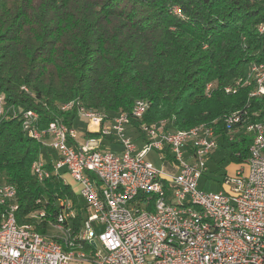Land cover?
Returning <instances> with one entry per match:
<instances>
[{
    "label": "trees",
    "instance_id": "16d2710c",
    "mask_svg": "<svg viewBox=\"0 0 264 264\" xmlns=\"http://www.w3.org/2000/svg\"><path fill=\"white\" fill-rule=\"evenodd\" d=\"M261 23L264 0H0V177L17 190L18 223L34 222L28 216L40 197L69 198L76 228L86 216L61 174L43 184L35 179L41 145L22 129L26 111L39 115L40 128L56 120L72 128L80 107L108 118L143 100V120L131 119L139 131L161 122L169 131L206 124L232 147V163H247L252 140L241 131L229 141L241 126L229 129L225 117L242 110L263 121L264 97L250 98L249 87L236 94L225 88L251 63L264 64ZM71 102L75 107L62 109ZM36 226L47 232L46 224Z\"/></svg>",
    "mask_w": 264,
    "mask_h": 264
},
{
    "label": "built area",
    "instance_id": "2783aa9c",
    "mask_svg": "<svg viewBox=\"0 0 264 264\" xmlns=\"http://www.w3.org/2000/svg\"><path fill=\"white\" fill-rule=\"evenodd\" d=\"M257 31L264 35V23ZM243 87L253 88L250 98L264 97V64L251 63L245 77L225 92L236 94ZM212 88L208 84L206 92ZM73 107L75 102L62 109ZM148 108L138 100L131 113L110 119L80 107L89 132L100 135L83 142L75 127L56 120L40 128L36 112L22 114L27 137L56 153L55 161L40 157L32 164L35 179L43 184L53 173L68 174L79 186L86 216L76 228L78 209L69 198L49 203L40 197L28 216L34 222L19 224V205L13 202L17 190L0 177V264H264V120L251 121L242 110L225 117L229 129L241 126L231 131L230 140L241 131L251 136L250 156L245 169L227 176L219 192L206 193L199 182L219 145L215 129L143 125L145 142L138 151L126 127L131 119L143 120ZM5 114L0 95V118ZM114 134L121 153L102 148ZM154 150L176 168L175 174L146 161ZM42 224L46 233L37 229ZM49 228L64 237L49 236Z\"/></svg>",
    "mask_w": 264,
    "mask_h": 264
},
{
    "label": "rangeland",
    "instance_id": "374dc122",
    "mask_svg": "<svg viewBox=\"0 0 264 264\" xmlns=\"http://www.w3.org/2000/svg\"><path fill=\"white\" fill-rule=\"evenodd\" d=\"M177 12L179 11L177 10ZM86 120L87 119L85 118H77L75 122V128L78 131L79 135L81 136L85 135L87 131ZM126 135L127 137H130L128 134L127 127H126ZM114 137L118 141V138L115 134ZM130 138L137 146L138 151H141L144 146L143 137H141L140 134L138 135L136 134ZM221 138L222 136L219 135L218 136L219 147L210 156V159L207 163V171L205 172V174L203 175V177L200 179L199 182L200 189H202L206 193L219 192L222 189V184L224 183V180L227 176H233L237 172V170L238 171L240 170V168L242 170L245 169L246 162L243 165H236L231 162L230 157L232 155V147L229 144H223V142H221L220 140ZM247 139L250 140L251 136L247 135ZM229 141L233 142L230 139ZM112 151H115V149H112ZM39 156L45 162H50L51 160L55 161L57 159L56 153L45 147L40 148ZM145 159L146 161L151 162L155 167L164 170L167 173L175 174L177 172V170L173 168L172 164L171 166L169 165V163H167V161L161 160L160 154L155 150L149 152ZM65 177H69V176L67 175ZM69 178H67L68 181H70ZM73 182L71 184L73 185L74 191L77 193V191L79 190V186L77 185V183H73ZM48 235L58 238L64 237V235L60 231L53 228H49ZM75 264H92V263L86 262V263H75Z\"/></svg>",
    "mask_w": 264,
    "mask_h": 264
},
{
    "label": "crops",
    "instance_id": "0c3cea01",
    "mask_svg": "<svg viewBox=\"0 0 264 264\" xmlns=\"http://www.w3.org/2000/svg\"><path fill=\"white\" fill-rule=\"evenodd\" d=\"M116 116H113V117H108V118H115ZM77 118H85V117H83L81 114H79L78 115V117ZM87 121V120H86ZM88 123V122H87ZM105 125H111V121L110 122H108V123H106ZM76 129V128H75ZM127 129H128V134H129V136L130 137H132V136H134V135H138V134H140L141 135V137H143V141L145 142V137L143 136V134L141 133V131H139V129L137 128V126H135L134 124H130V125H128L127 126ZM86 133H89V134H95V133H91V132H89V130H88V126H87V124H86ZM78 132V131H77ZM78 136H79V141L80 142H83L84 141V139H86V137L84 136V135H79V133H78ZM144 144V143H143ZM102 148L104 149V150H106V151H111V152H114V153H121L122 152V150H123V148H122V146L120 145V143L115 139V137L114 136H110V137H107L104 141H103V144H102ZM112 149H115V151H112ZM167 163H169V162H167ZM169 165H171L170 163H169ZM172 166V165H171ZM173 168H175V167H173ZM176 169V168H175ZM65 172V171H64ZM166 172V171H165ZM63 175H62V177H63V179H64V182L66 183V184H68V185H70L71 187H72V189L74 190V188H73V185L71 184L72 182H73V180L71 179V177L68 175V174H64V173H62ZM171 174V173H170ZM173 174V173H172ZM69 176V177H65V176ZM67 178H69V180L70 181H68L67 180ZM72 180V181H71ZM73 183H75V182H73ZM75 192V191H74Z\"/></svg>",
    "mask_w": 264,
    "mask_h": 264
}]
</instances>
